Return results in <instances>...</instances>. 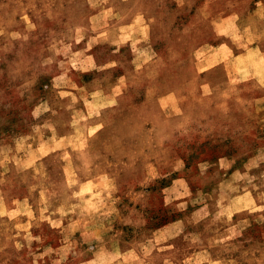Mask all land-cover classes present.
Masks as SVG:
<instances>
[{"label": "rangeland", "instance_id": "1", "mask_svg": "<svg viewBox=\"0 0 264 264\" xmlns=\"http://www.w3.org/2000/svg\"><path fill=\"white\" fill-rule=\"evenodd\" d=\"M0 264H264V0H0Z\"/></svg>", "mask_w": 264, "mask_h": 264}]
</instances>
